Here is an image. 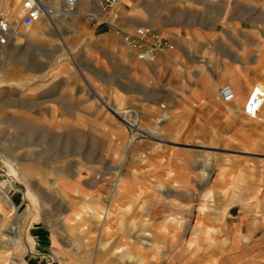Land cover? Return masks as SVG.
Instances as JSON below:
<instances>
[{"label":"rangeland","instance_id":"1","mask_svg":"<svg viewBox=\"0 0 264 264\" xmlns=\"http://www.w3.org/2000/svg\"><path fill=\"white\" fill-rule=\"evenodd\" d=\"M101 2L102 11L114 10L106 0ZM118 3V13L108 14L105 21L99 17L89 19V14L80 16L75 30L84 31L82 38L67 36L66 31L56 29V23L52 22L48 30H38L42 38L34 46L30 45L29 37H34L38 20L25 27V13L18 19L13 15L18 36L0 44V79L21 84L36 81L35 86L24 91L0 89V151L18 163L22 179L39 195V203L33 205L25 198L27 189L21 184L18 190L9 191L10 201L4 202L0 197V264L11 256L24 258L35 252L36 243L32 246L29 236H45L47 231L51 235L50 245L52 239L54 243L58 240L55 245L58 251L63 250L64 256L72 260L47 259L45 264H91L84 253L83 237L90 236L89 227L94 228L95 223L70 230L68 222L78 221L75 216L78 213L88 217L89 222H98V232L96 228L91 231L93 238L108 226L115 211L120 218L119 231L115 218L110 230H104L105 247L98 239L86 241L93 256L103 248L102 261L97 264H198L199 256L210 246V236L216 233L212 229L221 228L235 194L244 201L235 204L239 213L248 220L254 217L264 220V196L257 194L264 184V123L259 121L264 120V108L259 120L251 119L240 114L242 106L237 99L230 105L217 99L218 89L232 80L241 87L247 82H260L264 90V0H119ZM14 7L16 0H0L2 15L9 14ZM142 24L150 25L154 34L168 42L165 48L174 47L177 52L197 59L193 63L184 62L182 70H201L205 80L218 81L211 93L204 87L207 103L200 104L203 108L151 111L152 106L146 100L149 86L142 77L135 76L128 63L129 53H123L121 45V37L144 27ZM62 25L70 28L68 22ZM95 29L98 33H109L93 36ZM174 30L181 32L179 37L166 39L161 35ZM106 35L112 37L104 39ZM62 38L75 50L76 60H69V64L77 78L68 73L56 75L69 59L68 52H54ZM106 46L120 48L118 63L110 61ZM126 47L129 51L133 49ZM3 62L11 68L2 67ZM257 64L262 68L256 69ZM240 74L246 76L245 80ZM51 80L55 83L49 88L46 85ZM39 86L42 88L33 92ZM175 89L181 96L183 89ZM185 89L195 92L193 87ZM99 97L124 114L119 113L120 117L130 118L132 113L127 111L137 110L139 127L143 130L149 129L153 116L157 118L166 112L173 117L166 125L172 129L168 143L159 145L155 140L141 139L132 146L128 163L121 171L125 192L110 206L111 186L117 179L118 149L126 151L135 138L127 143L123 137L107 136L109 124L119 119L109 112L99 114ZM181 99L178 97L177 101ZM229 107L237 116L230 115ZM26 169L36 173L35 177L28 176ZM40 182L48 184L43 188ZM202 205L206 207L204 213L200 212ZM94 208H98L100 215H92ZM106 211H110L108 219L103 218ZM42 213L45 219L37 220ZM168 215L180 218L169 216L165 229L170 224L185 226L181 238H165L166 233L157 236L163 226L155 218ZM198 218L203 219L200 230L196 229ZM17 222L19 247L9 254L11 248L6 237ZM207 226L212 227L208 232ZM170 229L171 233L175 231ZM127 234L134 236V258L126 244L115 245L127 243ZM111 252L118 255L119 263H109Z\"/></svg>","mask_w":264,"mask_h":264},{"label":"crops","instance_id":"2","mask_svg":"<svg viewBox=\"0 0 264 264\" xmlns=\"http://www.w3.org/2000/svg\"><path fill=\"white\" fill-rule=\"evenodd\" d=\"M26 1L28 0H16V7H14L10 11L9 14H5L3 16H6V17L13 16V14L16 13L17 16L15 17L16 19H18V16L23 12ZM36 1H37L39 8L42 10L43 9L45 10L39 13V17L37 19L38 22H37L36 32L33 33L35 34L34 37L33 36L29 37L31 46L36 45L38 41L40 40V38H42V34H39L38 30H44V31L48 30L49 23H52V22L56 23L57 25L56 29L66 31L67 36L70 35V37L72 38H82L84 35V31L75 30V27L77 26V21L80 18V16L82 15L86 16L89 14L90 16V18L88 17L89 19L99 17L101 20L105 21V16H107L108 14L111 16L115 15L116 13H118L119 6H120V3H119L112 12H108V11L104 12L102 11L103 6H102L101 0H90L88 2L85 0H80L77 7L73 11H69L64 4V0H36ZM24 12L26 14L25 9H24ZM41 15L43 17H41ZM43 18H46V19H43ZM64 22H68L70 28L69 27L67 28L66 26L62 25ZM110 23L113 24L114 22L111 21ZM140 26L151 28L150 25H147V24H142ZM108 33H109L108 31L98 33L97 29H95L92 32L93 36H96V35L100 36V35H105ZM180 34H181L180 31L174 30V31H165L161 35L164 38L169 39L170 37H179ZM106 36L108 38H105ZM106 36H104V39H110L112 37V35H106ZM121 45L123 47V53L124 51L129 53V55H127L129 57L128 63L130 62V67L132 68V70L136 72L135 76L142 77L144 84L146 82L147 83L146 85L149 86L148 92L146 94L148 98L146 100L152 106L151 111L155 112L156 109H160V108L161 109H185V108L201 109L203 107L200 104L207 103L205 100L206 91L204 92V87L206 90V86H207L208 92L211 93V91L218 86V81L216 80L212 82L205 80V76L201 70L194 69L190 72L187 70H182V67L184 66V62L186 63L189 61L193 63L197 61V59L193 58L192 56L184 55V54L177 52L176 50H174V47L168 48V49L165 48L161 51H156L152 55L151 59L143 60L139 58L138 54L140 55L141 53L147 51L148 50L147 45H143L140 48H133L131 49V51H129L126 47L129 45H127L123 41L122 37H121ZM61 46H65L68 51L69 59L65 61L66 64L68 65V69H65L66 72L62 73L61 67H60V73L56 75H60L59 77H61L63 74L68 73L72 77L77 78L76 74L72 71V68L69 64V60L71 61L76 60L74 56L75 50L72 48V46L69 44L67 40H64L62 38L61 44L56 48L54 52L61 53L62 52ZM106 48H108V54H110V57H111L110 61L118 63L120 48L115 47V46H111V47L106 46ZM60 56H62V54ZM121 57L125 61L126 58L124 57V55H122ZM24 60L26 59H22V62ZM27 60H30L32 63H34L30 58ZM36 66L39 67V63L36 64ZM249 68H252V67H249ZM258 68L261 69L262 67L258 65L256 69ZM240 78H242V80H245L246 76L244 74H240ZM86 82L90 87H93V83L87 78H86ZM261 84L262 83L260 82H257L254 84L247 82L244 87H241L239 84L234 82V80H232L229 83V86L232 87V89L234 90L236 94V99L238 100L237 102L242 106V110L240 114H244L243 112L244 107L247 103V100L250 94L254 93L257 90H262ZM167 85L173 86L172 88L174 89H170V86L167 88L166 87ZM175 87H179V88L181 87V89H183V93L181 94V96L177 94V91H176L177 89H175ZM187 87L188 88L193 87L195 92L191 93V92L186 91L185 88ZM199 90L202 92H200ZM178 97H181L182 99L180 101H177ZM99 99H100L99 103L102 107V108L98 107L100 109L99 114H105L106 110L104 109L102 102H106L108 103V105L110 104L104 98L101 99L99 97ZM172 99H176V100H174L173 102H170V100ZM164 100L166 101L165 103H163ZM189 103L190 105H188ZM112 108L116 109V107H112ZM116 110L119 111L118 109ZM228 111L230 115L237 116L236 114L232 113L230 107L228 108ZM127 112L132 113L130 117L131 122H133L134 124L138 126H141L138 122L139 112L135 109L128 110ZM163 116H165L166 118L162 119ZM114 118L112 119L114 120ZM152 118L153 120L151 121V125L148 130H151L152 132L154 129H156L159 131V133L154 134V135L150 133L148 134L149 136L145 135L141 137H136L133 143L127 146L122 159L117 165V179L116 181H113V185L111 186L112 188L111 195H110L109 202H108L109 206L112 204L113 201H115L116 197L121 196L123 192H125L124 187H123L124 181L122 180L121 171L128 163L129 154L131 153L132 146L135 145L136 141L141 140V139L143 140L152 139V140L157 141L159 145L168 143V138H170L172 129L170 127H166V125L169 123L170 120H172L173 118L172 114L165 112L159 115L157 118L155 116H153ZM258 120H259V117H258ZM259 121L264 123V120H259ZM163 125H165V127H162ZM224 127H225V124L223 122V130H224ZM204 179L208 180L209 177L205 175ZM179 183L182 184V182H179ZM257 194L258 196H264V184L259 186ZM89 201H92V200H89ZM243 202L244 201L242 200V198H240L238 194H235L232 196V199L229 204V206H232V207L227 209L226 210L227 212L225 211L226 214L221 224V228L215 227L216 230L212 229L216 233L210 236V239L212 238V240L208 242L210 246H207L205 248L204 254L199 256V259L197 260L198 264H264V233L262 232V234H260V232L262 231L264 220L258 217H254L253 219L248 220L247 217L239 213V211L236 210L235 204L243 203ZM205 210H206L205 205H202L200 207V212L204 213ZM186 212H189V209H187ZM114 213H115L114 216H112V218L109 220L108 226L105 227L104 230H107V231L110 230L111 220L115 218L116 219V231L117 230L119 231L118 229L119 221L118 220L120 218H117L118 214L116 213V211ZM92 215L93 216L100 215L98 208L93 209ZM104 215L106 217H103V218L108 219L110 215V211H106ZM75 216H78L79 219L76 222L72 221V219L69 220L70 223L68 222V228L70 230L79 229L82 225H85L86 223H89L90 225L91 223H95L94 228L89 227L91 229L90 232L88 233L90 236L86 235L85 237H83L84 238V253L88 258H90L91 264H97L98 262H101L103 248H101V250L99 251L97 255L94 254L93 256V253L90 252V250H88V248L86 247V241L98 239L99 242L104 243L102 247H105L106 246L105 243L107 241H105L103 237L104 230L102 233L99 230L100 234L96 238H93L91 237L92 235L91 231H93V229L96 228L98 232V228H97L98 222H95L94 220H90L89 222L88 217L82 216L79 213ZM169 216L171 215H168L166 218H160V217L155 218V220L160 221V223H162V226H163V229L157 231V234H158L157 236L160 237L162 233H166L164 234L165 238H174V239H177L178 237L181 238L183 236V231H184L185 226L184 228H178L175 225L170 224L168 225V229H165L164 223L166 222V220H168ZM171 217L180 218L177 215H172ZM202 221L203 219L198 218L196 222V229H199V230L202 229L201 227ZM72 222L74 223L72 224ZM120 222L123 224L122 219ZM16 224L17 223H15L12 227H14ZM12 227H10L11 230H12ZM207 227L208 229L206 230V232H208V230H211L212 228L209 226ZM170 228H174L175 231L171 233ZM10 229H9L8 234L11 232ZM36 239H37V244H36L35 252L26 254L24 258L11 256L8 260H6L5 264H45L47 259H51V260L54 259L55 262H59L58 260L60 259L61 261L64 260V262L65 261L69 262V260H72L64 256L63 250H61L60 252L58 251V248L55 246L57 245L58 240H56V243H54V240L52 239L53 244L50 245L51 243L50 232L48 233L47 231L45 236L43 234L38 235L36 236ZM109 241L110 240L108 239V242ZM117 241H119L118 237H117ZM119 244H126L125 246L129 247V251H130L129 253L130 255H132L131 257L134 258V253H133L134 247H135L134 236H130L129 234H127V243L124 241L122 243H118V242L115 243L116 246H118ZM175 245H177L176 241H175ZM163 246L166 247V241L164 242ZM51 249H53V252L51 251ZM12 251H14V249H9V254ZM110 255L111 257L108 258L109 263H115L116 260L120 259L119 257H117L118 255H116L114 252H111ZM116 263H119V261H116Z\"/></svg>","mask_w":264,"mask_h":264},{"label":"bare ground","instance_id":"3","mask_svg":"<svg viewBox=\"0 0 264 264\" xmlns=\"http://www.w3.org/2000/svg\"><path fill=\"white\" fill-rule=\"evenodd\" d=\"M35 4H37L36 0H32ZM119 2V1H118ZM119 3H117L116 5H114V8L118 5ZM38 5V4H37ZM25 9V8H24ZM23 9V12H24ZM40 12H43V10L45 9H39ZM69 11H73L68 9ZM105 11H107L105 9ZM25 13V12H24ZM19 14V13H18ZM14 16H17L16 13L13 14ZM14 16H7L6 18L0 14V19H4L7 23L8 26L10 28V31L8 33H3L0 35V44L4 45L6 44V42L9 41V39L11 37L14 36H18L16 29L13 27V22H12V18H14ZM51 20V19H50ZM36 22V21H35ZM15 23H18V21H15ZM55 25V24H54ZM26 26V25H25ZM31 26V25H30ZM30 26H26V27H30ZM62 48V52L64 54V52H68L65 46H61ZM61 65V64H60ZM67 66V65H66ZM65 65H61V72L67 68ZM2 67H6V68H11V65L6 64V62H3V66ZM68 69V68H67ZM63 73V72H62ZM40 80V79H39ZM36 81V79H34L33 81H29L26 83H19L17 81H11V82H6V81H2L0 79V89L1 88H17V89H21L22 91L27 90L29 87L31 86H35V84L33 85V83ZM54 81H49L47 83L46 86H48L49 88L54 84ZM43 86V85H42ZM42 86L37 87L33 92H35L36 90H40L42 88ZM225 86V85H224ZM229 86V85H228ZM231 87V86H229ZM232 88V87H231ZM20 90V91H21ZM233 90V89H232ZM14 91H17L16 89ZM32 91V90H31ZM234 91V90H233ZM18 92V91H17ZM235 93V92H234ZM253 94V93H252ZM249 96L248 100L250 99L251 95ZM236 96V94H235ZM101 98V97H100ZM102 99V98H101ZM217 99H218V94H217ZM219 100V99H218ZM236 100V99H235ZM247 100V102H248ZM104 109L106 110V112H109L111 115L115 116L117 119H119V121H114L111 122L109 124V127L107 129V136L111 135V136H115V137H123V139L125 140V142L130 143L134 138L136 137H141V136H149L148 134L150 133H154L157 134L159 133L158 130L154 129L152 132L151 130H143V128L141 129L138 125L134 124L133 122H131L129 116H123L120 117L119 113L124 115L121 112H118L116 109L112 108L110 105H108V103L106 102H102ZM247 104V103H246ZM230 105V104H229ZM246 106V105H245ZM264 107V106H263ZM244 114L245 113V107H244ZM247 116V115H246ZM259 117V116H258ZM257 117V119H258ZM166 118L165 116L162 117V119ZM250 118V117H249ZM145 129V128H144ZM106 136V135H105ZM106 136V137H107ZM162 141V140H161ZM161 143V142H160ZM119 158H117L120 162V160L123 157V153H125L124 148H119ZM118 157V156H117ZM27 170V169H26ZM28 171V170H27ZM26 171V174L28 176H30L31 178L35 177V174L32 170H29L28 172ZM0 173H2V177H5L6 179L4 181H0V197L4 200V202H6L7 200L10 201L9 198V191L10 190H18L19 186L18 185H24L26 187V193H25V198L28 199L33 205L34 204H38L39 203V195L36 193V191L27 183L22 179L21 176V170L19 168L18 163H14L13 161H11L3 152L0 151ZM37 179V178H36ZM38 180V179H37ZM47 183V182H46ZM45 182H40L41 187L45 188L46 185ZM48 184V183H47ZM79 193V192H78ZM20 219V218H19ZM18 219V220H19ZM45 219V215L42 213L40 215L37 216V220H42ZM18 224V222H17ZM11 230V229H10ZM35 231V230H33ZM20 230H19V224L18 226L15 225L14 227H12L11 232L7 235L6 237V241L7 244L9 245V247L11 249H15L17 247H19V242H20ZM29 240L32 244V246L35 245V243L37 244V239L35 236L30 235L29 236Z\"/></svg>","mask_w":264,"mask_h":264},{"label":"built area","instance_id":"4","mask_svg":"<svg viewBox=\"0 0 264 264\" xmlns=\"http://www.w3.org/2000/svg\"><path fill=\"white\" fill-rule=\"evenodd\" d=\"M119 0H106L108 5L113 7ZM80 0H64L67 9L74 10L79 4ZM24 8L26 10L24 25L30 26L39 17L40 8L32 0L26 1ZM10 28L4 19H0V35L8 33ZM152 37V38H149ZM123 41L132 48H140L147 45L148 50L140 54L143 60L151 59L156 51L165 49L169 44L168 42L157 34H154L150 28L139 27L134 33L128 34L123 38ZM218 99L224 105L233 103L236 99L235 93L228 85L220 87L218 90ZM264 106V92L255 91L245 106V113L251 119H257Z\"/></svg>","mask_w":264,"mask_h":264},{"label":"water","instance_id":"5","mask_svg":"<svg viewBox=\"0 0 264 264\" xmlns=\"http://www.w3.org/2000/svg\"><path fill=\"white\" fill-rule=\"evenodd\" d=\"M0 176H2V173H0ZM3 178H5V177H2V178L0 177V181H1Z\"/></svg>","mask_w":264,"mask_h":264}]
</instances>
